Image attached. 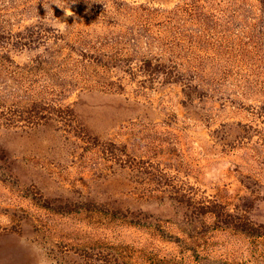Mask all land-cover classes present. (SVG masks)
Wrapping results in <instances>:
<instances>
[{
	"label": "rangeland",
	"instance_id": "rangeland-1",
	"mask_svg": "<svg viewBox=\"0 0 264 264\" xmlns=\"http://www.w3.org/2000/svg\"><path fill=\"white\" fill-rule=\"evenodd\" d=\"M0 264H264V0H0Z\"/></svg>",
	"mask_w": 264,
	"mask_h": 264
}]
</instances>
